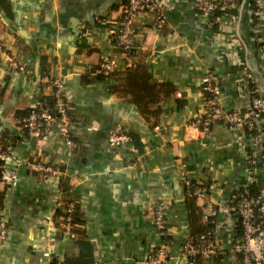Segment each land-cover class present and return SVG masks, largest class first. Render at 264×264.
I'll use <instances>...</instances> for the list:
<instances>
[{
    "label": "crops",
    "instance_id": "obj_1",
    "mask_svg": "<svg viewBox=\"0 0 264 264\" xmlns=\"http://www.w3.org/2000/svg\"><path fill=\"white\" fill-rule=\"evenodd\" d=\"M238 1L236 18L217 29L188 0H164L165 21L158 26L152 12L139 15L125 56L115 43L125 0H0V41L18 65L10 71L0 53V146L11 147L4 168L18 178L8 188L0 181V218L8 225L0 264H143L164 242L172 254L167 264H238L239 219L231 203L249 184L253 137L219 122L201 135L190 124L203 112L208 71L219 76L226 110L264 98V1L256 29L249 0ZM104 57L120 83L97 71ZM130 64L139 69L126 80ZM43 75L63 79L72 147L55 126L42 135L23 128L27 113L51 95ZM139 98L155 100L141 106ZM118 126L130 140L116 148L108 136ZM30 160L59 166L62 180L31 172ZM255 165L260 188L264 161ZM184 179L203 195L190 198ZM69 200L74 225L65 234L58 204ZM158 203L164 231L150 218ZM204 228L218 253L181 259L180 245Z\"/></svg>",
    "mask_w": 264,
    "mask_h": 264
},
{
    "label": "built area",
    "instance_id": "obj_2",
    "mask_svg": "<svg viewBox=\"0 0 264 264\" xmlns=\"http://www.w3.org/2000/svg\"><path fill=\"white\" fill-rule=\"evenodd\" d=\"M166 1V0H165ZM192 8L200 17L210 26V19L214 12L219 11L215 18L217 29H224L232 21L229 10L238 0H188ZM255 4L256 21L254 29L262 19V6L264 0H253ZM164 0H126L119 10V28L115 34V43L120 47L125 56H128L129 49L133 45V36L135 35L136 18L145 12H152L155 17V24L161 25L166 18L163 10ZM239 7V6H238ZM0 53H2L8 63L10 71L18 68L17 63L2 47L0 41ZM237 60V58H235ZM242 64V61H239ZM100 67L104 71L113 68V60L110 57H104L100 60ZM247 74V73H246ZM41 82L49 86L50 93L54 98V111L41 108L38 101L34 107L22 119V125L29 135H42L48 132L52 127H56L58 136L65 144L72 147L71 139V119L68 115V106L64 99L62 88L63 79L61 77H50L43 75ZM204 94V108L200 116L191 121V127L198 130L201 135H207L214 123L219 122L229 127H236L243 130L246 134L253 137L254 143L248 154L249 162V184L243 189V193L238 196L237 201L232 207L235 209L240 227L241 235L235 245V251L238 254V264H264V186L258 188L257 192L250 193L248 186L254 183L256 177V160L260 158L264 161V98L253 96L249 106L246 109L233 108L226 110L220 102V79L213 71H208L202 79L201 85ZM130 137L125 133L122 127L113 129L108 136V143L112 147H120L129 141ZM10 146L4 150L0 148V162L2 170L0 181L6 186H14L17 183V175L14 170L4 168V163L10 158ZM18 164V161H16ZM25 166L33 173L43 179L49 177H59L64 175V171L59 166L43 163L39 160H30ZM184 185L189 186V181L184 179ZM189 194L190 191L186 190ZM197 197L203 195L201 190L193 192ZM206 203H209L206 200ZM63 206L64 216H60V229L65 234L71 233L72 222L71 213L74 208L73 201L59 202L58 206ZM150 218L155 227L165 230L164 206L161 203L155 205L150 213ZM206 216H204V220ZM8 225L6 220L0 218V244L6 238ZM44 239L49 237V231L45 230L42 236ZM196 239V241H195ZM187 236L178 248L177 254L181 259L188 260L197 255L201 257H211L218 253V247L210 238L208 233H202L197 237ZM172 256L170 247L167 243H162L156 251L148 256L143 264H167Z\"/></svg>",
    "mask_w": 264,
    "mask_h": 264
},
{
    "label": "trees",
    "instance_id": "obj_3",
    "mask_svg": "<svg viewBox=\"0 0 264 264\" xmlns=\"http://www.w3.org/2000/svg\"><path fill=\"white\" fill-rule=\"evenodd\" d=\"M125 2H126V0H125ZM124 2V3H125ZM124 3L122 4V5H124ZM249 3H250V7H251V9H252V12H253V21L255 22L256 21V14H255V4H254V1L253 0H249ZM239 3H234V6L229 10V15L231 16V18L234 20L235 18H236V16H237V14H238V9H239ZM218 14H219V11H216V12H214V15L211 17V19H210V23H211V27H213V28H216V26H217V21H216V17L218 16ZM138 67V64H130L128 67H126V70L124 71V75L122 76V77H124V79H129L131 76H132V73L133 72H135V71H137V69H139V67ZM114 69L112 68L111 70H109V71H104L101 67H100V61H99V63H98V68H97V71L100 73V74H102L104 77L106 76H112V75H115V72L113 71ZM115 78H118V75H115ZM118 80V82H119V78L117 79ZM120 83V82H119ZM116 91L117 92H119L120 90H119V86L116 88ZM64 96V95H63ZM123 97H125V98H127V99H131V100H133L134 102H136V99L134 98V97H129V96H123ZM64 99H65V97H64ZM66 100V99H65ZM141 100H142V98H139V105H141V106H143V105H146L147 103H149V102H153V100H155V98H150V99H148V102H146V103H142V104H140L141 103ZM39 102L41 103V108L42 109H47L48 111H50V112H53L54 111V98L52 97V94L50 95V96H47V97H42L40 100H39ZM66 104H67V106H68V115H69V117H70V112H69V104H68V102H67V100H66ZM70 119H71V117H70ZM71 122H72V120H71ZM7 146H9V144H3V145H1L0 146V148L1 149H5ZM2 162H0V174H1V170H2ZM60 177V179L62 180V177L63 176H59ZM194 185H195V183L192 181V182H189V186H188V191H190V193L188 194V195H190L189 197L190 198H193V196L192 195H194L193 194V188H194ZM243 189H244V187L243 188H241V190H239V194H238V196L239 195H241L242 193H243ZM248 190H249V192L250 193H255V192H257V190H258V187H257V185L255 184V183H251L249 186H248ZM238 198V197H237ZM237 198L235 199V200H233L232 201V203H231V205L234 207V205H235V203H236V201H237ZM212 207H215V205H212ZM212 207H209L210 208V210L212 209ZM209 211V210H208ZM74 212H75V203H74V208H73V211H72V213H71V222H72V228H71V232L73 231V225H74ZM232 213H233V215L234 216H236V217H238L237 216V213H236V211H235V209L234 210H232ZM57 214V213H56ZM64 214H65V212L64 211H61V213L60 214H58V216H64ZM210 219H211V217H209L208 215L206 216V219L204 220V223L206 222V224L210 221ZM210 227V226H209ZM209 227H208V229H209ZM208 229H206V228H204V229H200L199 231H197V232H191L188 236H191V237H194V239H195V237H197L198 235H200V234H202V233H208L209 234V232H208ZM237 229V232H238V234H236L237 236H236V238L238 237L239 238V236L241 235V227H240V223H239V221H238V227L236 228ZM209 236H210V234H209ZM210 238H211V236H210ZM238 238H237V240L235 241V243L237 244V242H238ZM212 239V238H211ZM195 241H196V239H195ZM214 241V240H213ZM165 243V242H164ZM201 258V256H199V255H197V256H195V257H193L192 259L191 258H189L188 259V261L189 260H191V261H198L199 259Z\"/></svg>",
    "mask_w": 264,
    "mask_h": 264
}]
</instances>
